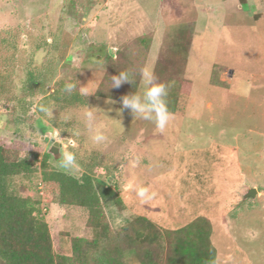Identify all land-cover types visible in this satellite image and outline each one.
<instances>
[{
    "label": "rangeland",
    "instance_id": "obj_1",
    "mask_svg": "<svg viewBox=\"0 0 264 264\" xmlns=\"http://www.w3.org/2000/svg\"><path fill=\"white\" fill-rule=\"evenodd\" d=\"M199 1L214 8L205 20L194 0H0V144L14 156L40 155L32 176L11 186L39 202L56 254L70 256L71 239L93 231L84 208L60 206L55 186L43 182L45 153L52 168L77 178L87 170L109 186L113 230L138 216L164 232L205 218L216 264H264V17L239 1ZM158 62L184 88L163 132L120 100L96 96L123 65L154 73ZM32 71L42 81L35 95ZM69 82L72 93L63 90ZM111 89L131 93L129 83ZM143 90L139 74L134 93ZM96 132L107 142L95 143ZM65 149L79 167H60ZM138 185L155 196L142 202ZM251 189L256 197L245 198ZM127 262L137 264L131 255Z\"/></svg>",
    "mask_w": 264,
    "mask_h": 264
},
{
    "label": "trees",
    "instance_id": "obj_2",
    "mask_svg": "<svg viewBox=\"0 0 264 264\" xmlns=\"http://www.w3.org/2000/svg\"><path fill=\"white\" fill-rule=\"evenodd\" d=\"M149 42L143 38L139 40L145 47ZM179 49L184 50L181 45ZM127 68L123 65L121 72H128L132 79L129 83L131 95L137 89L140 70L127 71ZM39 75L29 72L27 86L31 95H35L42 84ZM154 75L157 83L167 86L166 104L168 110L176 114L184 94L181 81L171 76L169 68L161 62L157 63ZM96 96L121 98L106 83L100 85ZM39 157L34 152L23 157L14 156L0 144V264H128V255L137 264H216V249L210 240L212 228L207 219L164 232L150 219L138 216L115 231L105 214V204L115 199L109 186L96 183L87 170L77 178L52 168L51 155L45 153L41 161L43 182L55 186L60 206L84 208L88 212L87 225L93 231L90 239H71L70 256L56 254L49 225L39 216V202L16 194L11 186L15 178L32 176Z\"/></svg>",
    "mask_w": 264,
    "mask_h": 264
},
{
    "label": "clouds",
    "instance_id": "obj_3",
    "mask_svg": "<svg viewBox=\"0 0 264 264\" xmlns=\"http://www.w3.org/2000/svg\"><path fill=\"white\" fill-rule=\"evenodd\" d=\"M140 77L144 84L143 92L122 96L120 98V103L122 105L121 110H130L135 118L152 122L159 131L163 132L168 126L170 120L173 118V114L168 110L165 100L168 94V88L165 84L157 83V78L153 71L147 67L140 69ZM110 80L111 88H119L124 83L132 82L129 73L126 71H122L118 75L111 76ZM76 89L77 85L69 82L65 84L63 90L67 93H72ZM79 92L81 95L86 97L90 95L87 86L79 87ZM107 103L113 104L115 101L109 99ZM104 114L107 116L106 113ZM92 120L93 111L92 109H89L86 113L87 127L89 131L92 130ZM92 139L95 143L101 144L107 142L108 137L101 132H96ZM59 165L61 168L66 170H72L79 167L77 164L76 154L67 149L63 150L59 159ZM135 194L142 202H147L155 196V193H150L147 187L139 185L135 188Z\"/></svg>",
    "mask_w": 264,
    "mask_h": 264
},
{
    "label": "crops",
    "instance_id": "obj_4",
    "mask_svg": "<svg viewBox=\"0 0 264 264\" xmlns=\"http://www.w3.org/2000/svg\"><path fill=\"white\" fill-rule=\"evenodd\" d=\"M236 1L240 2L241 7L248 6L250 9L256 10L258 13H260L262 15L261 17H264V0H245L244 3H241L240 0H223L227 6L235 5ZM194 2L196 3L198 18L200 20H205V17L210 16L214 11V8L210 5L208 6L206 1H203V3H205L204 5L199 0H194ZM201 5H203V8ZM199 37L200 38H198V41L201 39V36Z\"/></svg>",
    "mask_w": 264,
    "mask_h": 264
},
{
    "label": "water",
    "instance_id": "obj_5",
    "mask_svg": "<svg viewBox=\"0 0 264 264\" xmlns=\"http://www.w3.org/2000/svg\"><path fill=\"white\" fill-rule=\"evenodd\" d=\"M60 146V145H59ZM51 152H53L54 154H55V152L54 151H51ZM257 190L256 189H251L248 193H247V195L245 196V198H254V197H256V195H257Z\"/></svg>",
    "mask_w": 264,
    "mask_h": 264
}]
</instances>
